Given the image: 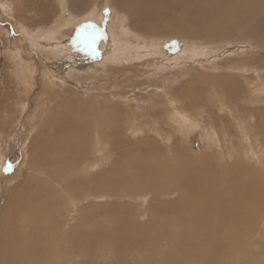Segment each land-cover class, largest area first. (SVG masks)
Segmentation results:
<instances>
[{"label": "rangeland", "instance_id": "obj_1", "mask_svg": "<svg viewBox=\"0 0 264 264\" xmlns=\"http://www.w3.org/2000/svg\"><path fill=\"white\" fill-rule=\"evenodd\" d=\"M113 2L114 0H87L77 8H71L69 4L66 6V18L71 13L78 20L85 17L90 18L87 21L88 29L84 33V39L81 41L89 42L91 48L94 43L102 42L104 38L106 39V33L102 29L104 19L105 23L110 21L112 25L117 18L120 20V24L121 19H124L126 23L129 22L126 10L116 6ZM29 4L23 6L24 10L22 7L23 13H35L32 9V2L30 1ZM196 5L197 3L194 0L181 2L182 9H188ZM94 7H97L99 12L96 15L97 10H95L94 15L91 16V10ZM10 11L11 9L5 17L0 13V37H4L3 44L2 40H0V100H2L0 101V232H3V228L8 230L6 236L0 235V248L4 250L12 248L13 254L6 262H1L2 264H264V98L261 97L262 100L260 96L251 98L247 90L253 80L264 75L263 26L254 29V25L249 24V27H246L248 31L245 33L243 24V30L229 32L227 36L221 34L220 37H217L215 35H204V27H202L204 22H195L199 24L195 26L193 23L196 32L188 36H181L182 39L189 37L186 41L184 40L183 42L181 37L175 35L179 38L175 36L163 38L156 45H149L151 47L166 48L169 46L188 47L191 44L194 50H203V56L199 57V55H196L188 59L187 56H192V54L187 52V49L180 48L183 53L174 58L175 62H170L172 67L166 65L169 62L163 63L164 70L157 68L156 71L155 67L151 74L148 72L147 66H157L161 61H155L156 63L154 64L153 58L147 61L143 57L137 56V59L129 61L122 57L112 63L105 62L106 64L103 66L105 68L108 65L107 68L109 70H104L102 65L97 64H90V67L94 66L93 68L95 69L88 70L86 68H78L83 61H74L69 58V61L65 62L69 67L64 71L69 77L68 81H64L67 106L61 104L59 107L60 110L63 109L62 113H65V111L69 112H66L65 118L60 119L62 117H59V120H56V117L52 118L48 114L51 110L50 106L53 104V101L48 102L49 96H51L48 88L49 86L51 89L57 88L59 84L57 83V86H55L56 78L54 77L53 79L43 80L44 84H41V86L43 85L42 87L45 89L47 87V89L38 90V100L36 99L38 102L36 109L39 105L43 107L47 105V113L41 111L38 114L39 112L33 108L35 112L31 110L29 113L25 110L21 114L19 113V104L17 103L15 106L11 104L12 100H9L12 97H16L14 88L18 86L21 88V92H17L16 102L19 100L24 102L25 97L29 98L35 89L38 88L33 82L36 81V75L39 72L37 64L36 66L33 65L35 60H24L26 68H22L24 70L30 69L31 77H35L34 80L31 79L32 84L28 85L27 82H23L24 79L22 77L24 76L20 77L22 69H20V74L18 70H15L16 67L14 66L17 65L18 68L22 66L18 59L20 56L24 57L23 52L26 47L23 46L26 45L29 38L25 33L28 31L26 30L27 28L18 27L15 13ZM259 11L264 10L259 8ZM38 12L41 13L40 11ZM43 14L41 13L40 16L42 17ZM164 14L165 21L177 18L174 13L169 14L167 10H164ZM40 16L35 17V19L39 20ZM252 20L254 19L252 18L249 21ZM178 22L183 23L184 21L178 20ZM90 23H92V26H89ZM82 32L80 30L78 34L77 32L75 33L79 37ZM132 32L140 35V38H145L147 37L146 35L161 36L169 33L165 30L147 32L137 27L133 28ZM142 42L145 44V41ZM102 46L103 48L105 47L103 44H98L95 47ZM148 47H145V49ZM30 48H32L31 45ZM175 52V50L169 51L167 56L162 52L160 56L167 58ZM40 53H42L40 50H34L31 54L41 57ZM126 61L131 63L127 65ZM213 71H218L217 75L219 77L217 76V78L221 84L225 85L228 94L229 91H232L229 86L231 84L235 85V91L232 92L234 96L224 99L221 106H217L220 103L205 102V98L210 101L209 98L211 97L205 95L206 90L204 87L202 89L199 86L200 80L204 77L200 75L194 76V73L208 72L210 77V73ZM8 75L10 76L8 77ZM114 79L116 82H114ZM2 81L4 84H2ZM20 82L23 84V89ZM19 83L20 85H18ZM146 84L151 86L145 87ZM121 85L130 89L129 95L131 97L144 95V91H148L150 87L152 91V85L157 86L154 90L159 91V93L152 94L151 98L158 97L163 88H165L163 89L165 92L168 91L166 92L168 96L179 95L178 97H182V88L191 90V92L195 93V97H200L204 100L202 105L205 109L208 108L209 115H211V117L209 115L201 117L200 120L203 122L205 120L204 123L208 122L205 124L206 127L212 124V127L214 126L213 129L219 130L218 132L221 133L222 137L221 135L220 138L218 137L219 141L212 139L206 142L202 139V127L193 128L187 135H184L185 130L179 128L173 130L170 125L167 128L166 124L168 122L166 117L162 116L164 115L162 111L149 109V106L146 108V105L145 108L148 113L150 112L151 115L159 119V125L166 131L169 138L167 142L170 145H166V141L163 142L161 138L158 139L157 135H154L156 134L153 131L155 126L147 125L149 122L147 119L148 114H143L144 116L140 117V121L145 123L142 127L144 128L142 132L136 137L129 136L126 128L122 125L124 123L122 118L125 115H121L122 118H120L116 110H110L109 104L111 102L104 98L109 97L112 87ZM5 86L7 91H11L10 97ZM108 86L111 87L108 88ZM256 86L257 84L254 85L253 90H255ZM116 90L118 89L113 91ZM99 93L100 95H98ZM101 96L104 97L102 98ZM185 96L189 95L185 94ZM55 99L58 100L60 97ZM230 99L236 100L237 105L231 106ZM257 99L260 102L255 101ZM106 100L108 101L106 108L109 110L104 108L102 114L107 116L105 115L106 117L102 119V116L97 114L96 120L99 118L98 122L102 121L101 135L103 134V139L105 138V147L109 146V148L100 150L103 152H101L102 155L99 151L100 154L97 155L99 161L95 169L91 170L89 174L85 171H83L85 173H82L80 169H77L79 165L74 166L72 169L70 164L71 169L75 172H73V177H69L68 172L70 173V171L67 169L69 167L65 169L62 164L57 165L52 162L51 164L43 165L39 171L41 175L52 176L50 180L29 176L30 169L27 168L29 166L27 164L30 156L35 159H47L49 152L48 150L46 151V145L50 139L58 138L59 136L62 139L68 137L75 143L78 140H82L84 145H86L90 136H94L92 135L94 134L93 130H89L92 128L91 121L87 122V119L90 120L93 116L91 117L92 113H88L85 109L83 112L82 108L87 106V103L93 106L97 104L104 106ZM183 101L187 103V108H195L196 102L193 98H184ZM135 103L136 105L140 104V100H136ZM68 104H70L69 108ZM75 104L80 105V111L76 110ZM240 104L241 106H239ZM247 107L250 109H247ZM6 108L13 110L14 119L10 120V123L5 121L8 117L4 112ZM122 108L124 109V106L117 108V110L120 112L123 110ZM97 109L99 108L97 107ZM241 109L243 111H240ZM138 110L141 112L142 108H138ZM136 111V115H140ZM238 111L242 113L240 114ZM98 112L96 110V113ZM50 113L56 116L55 112ZM78 113L83 116H79ZM87 113L89 115L88 118ZM79 117H83L84 124L82 126ZM248 119L250 120L247 121ZM61 120L67 123L65 127L66 135L65 133L58 135L56 132L58 126L55 123L57 121L58 124ZM253 122L256 126L255 124L252 125ZM75 129L77 130L75 131ZM179 130H182V132H179ZM227 132L228 134H226ZM246 135H248L251 142L245 140ZM260 137L261 139H259ZM107 141H109L110 145ZM76 145L78 146V144H73V148ZM4 148L8 152L10 151L8 156H6ZM80 149L83 151V147H81L71 153L74 154L78 151L81 153ZM87 149V147H84V150ZM251 151H253L252 154L255 156L251 154ZM71 153L68 154L74 156ZM11 154L12 156H10ZM80 161L82 162L78 158H71L68 163H79ZM34 168L39 169L36 166ZM163 168H167V171H169L168 175L164 174ZM161 170L163 171L161 172ZM156 172L159 176L154 175ZM52 173H56L57 176L52 175ZM89 175L92 177L88 178ZM81 177L84 178V181L78 183V179ZM153 178L157 179L152 182L150 179ZM101 180H103L102 183ZM107 186L111 187L108 188ZM94 187H98V190ZM30 190L34 192L31 193ZM84 193L86 194L83 198L82 194ZM91 193L99 194V197L94 200L90 195ZM28 194L32 195V198ZM70 194L74 199L81 198L79 203H75L78 204L75 206L76 209L75 207L70 209L69 206H66V204L71 203L67 202ZM35 195L37 196L34 197ZM140 195H145L146 197L144 196V198L146 199L143 198L142 201L139 199L141 201L139 203L138 196ZM236 195L238 198L235 199ZM41 198L47 199L41 200ZM237 199L238 202L236 204L238 205L239 203V205L231 206L233 205L232 201ZM215 203H218L221 207L223 206V209H219L220 212L222 210L219 213L220 220L215 219L216 215L212 211ZM183 204L191 209L197 207L199 218L203 219L202 222L205 225L201 228L205 229L202 231L204 237L195 238L196 230L193 231V229L189 228V225H192V220L195 221L194 216L196 214H192L190 217L188 213L191 212V209H188V207L184 208ZM142 211L146 213L143 217H141ZM15 212L17 214L13 215ZM207 212H209L208 219L206 216ZM42 214L46 215L45 217H49L52 221L50 219L38 220ZM69 216L74 222L71 221L70 223L69 221L67 224ZM32 217L34 218L32 219ZM213 219L215 222H213ZM25 222L28 225H25ZM40 225L46 226L42 235L35 233ZM73 227L74 231H72ZM30 233L32 236L35 233L36 237L31 238ZM26 234L28 237H25ZM76 235L79 237L78 240H76ZM71 256L74 257L72 258Z\"/></svg>", "mask_w": 264, "mask_h": 264}, {"label": "bare ground", "instance_id": "obj_2", "mask_svg": "<svg viewBox=\"0 0 264 264\" xmlns=\"http://www.w3.org/2000/svg\"><path fill=\"white\" fill-rule=\"evenodd\" d=\"M30 1L32 2V9H33V11H35V13H33V14H32V12H29L28 13V12H26V10H25L26 13H23L24 11L22 12V7L24 5L29 4ZM85 1H87V0H0V13H1V15L3 14V17H5L6 14L8 13V11L11 9V11H13V13H15V17H16L15 20L18 21L16 23L17 26L18 27H21V28H27L26 30H28L27 32H25L28 35V38L29 39L27 40L26 45L23 46V47H26V49L23 52L24 57L23 56H20L19 59H18L19 60V63H22V66L21 67L19 66V68L17 67V65L14 66V67H16L15 70H18V73L20 74V69H22V73L20 74V77L21 76H24V77H22L24 79L23 82H27L28 85H29V84H32L31 79L34 80L35 77H31V71H30V69L24 70V68H26L25 67V64H24V60L25 61L35 60V62L33 63V65L36 66V64H37V68L39 69L38 70L39 72H37L38 75H36V81L33 82V84H36L38 86V88L35 89V91L32 93V95L29 98L28 97H25L24 102H22L20 100L18 102H16V100H17L16 97L18 96L17 92L18 91L21 92L20 91L21 88L19 86L16 87V88H14L15 91H16L15 92L16 93L15 94L16 97L14 98V97L11 96L12 98H10L9 100H12L11 101V104H14L15 106H16L17 103L19 104V106H20V112L19 113L22 114L25 110L30 113V111L33 110V108H35V110L39 112L38 114H40L41 111H43L44 113L45 112L47 113V111H48V109H47L48 106L47 105L45 107L39 105L37 107V109H36V105L38 104V102H37V100H38V90L45 89L44 87H42L43 85L41 86V84H44V82H43L44 79H46V80L47 79H53V77H54V78H56V80H55L56 81L55 82L56 85L55 86H57V83H59V84H58L57 88L54 87V89H51L50 86H49L48 91H50L51 96H49L50 95V93H49L48 96H49L50 99L48 100V102L49 101H53V104L50 106L51 107L50 112H53V113L55 112L56 116H53L50 112L48 114L52 118L53 117H56L55 118L56 120L59 117H62L60 119L65 118V115L67 114L66 112H69V111H65V113H62V110L63 109L60 110L59 107H60L61 104L67 106V103H66V98H67L66 96H67V94H66V87L64 85V81L65 82L68 81L67 79L69 77L67 76V74L64 71H65V69H67V67H69V66H67L65 64V62L67 63L69 61V58H71L74 61H83V63H80V65L78 66V68L79 69L86 68L88 70L89 69H95V68H93L94 66H91L92 67L91 68L90 67V64H92V65L93 64L102 65V67H103L102 69H104V70L105 69H108L109 70V68H107L108 65H107V67L104 68L103 65L106 64L105 62L112 63L115 60H120L122 57L126 58L129 61L130 60L137 59L136 58L137 56H139L141 58L143 57V59H146L147 61H148V59L149 60H152V58H153L152 61H154L153 62L154 64L157 61H161L157 66H155V65H153V66L152 65L151 66H147V69L149 70L148 72L151 74V73H153L155 67H156V71H157V68L163 69V66H164L163 63L169 62L166 65L172 67V63H170V62H175L174 61V58L177 57V56H179L181 53H183V50H180V48H185V49H187V52H189V53L192 54V56H187L188 59H190L191 57L196 56V55H199V57H202L203 56V50L196 51V50H194V48L192 47L191 44H189L190 46L188 45V47H186V46L184 47L183 44H182L183 47H179V46H176V47L169 46V47H166L165 48V47H159L158 45H157L158 47H151L150 46L152 44L156 45L157 42L160 39H163V38H170V37H174L175 35H177L179 37L185 36V35L188 36L190 34L195 33L196 31H195V29L193 27V23H194L195 26H198L199 25L198 23H195V22H204V24L202 25V27H204V35H207V34L208 35H211V36H214L215 35L217 37H220L221 34H225L227 36L229 34V32H238L240 30H243L242 29L243 28V24H244V32L245 33L248 31V29L246 27L249 24H253L254 25V29H257L256 27H259V26H263L264 27V11H259L258 12V9L259 8H261V9L264 10V0H194L197 3V5L194 6V7H190L188 9H185V8L182 9V7H181V2L184 1V0H114L113 3H115L116 6L122 7V8H124L126 10V14H127L128 19H129V22L126 23V22H124V19H121V24H120L119 23L120 20H118V18H117L115 20L116 22L112 25V23L110 21H108V22L105 23V19H104V23H103L102 29L106 33V39L104 38L102 42L94 43V46L91 48L89 42L87 43V41H83V42L81 41L82 39H84V35H85L84 33L88 29V27H87V21H89L90 18L85 17V18H82L81 20H78V19L75 18V16H73V13L69 14L67 16V18H66V15H65V9H66L67 4L71 5V8H77V7L81 6ZM187 1H190V0H187ZM29 7H30V4H29ZM119 9H121V8H119ZM23 10H24V7H23ZM95 10H97L96 15L98 14V12H99L98 8L97 7H94L91 10V16L94 15V11ZM164 10H167V12H169V14L174 13V15L177 18L175 20L165 21L166 18H165ZM38 11H40L41 13H44L42 17L40 16L41 13H39ZM20 12H22L21 14L23 16L20 14ZM123 14H124V12H123ZM38 16H40L41 18L39 20H36L35 17H38ZM103 16H105V15H103ZM252 18L254 20L249 21ZM178 20H182L184 22L183 23H180V22H178ZM89 26H92V23H90ZM136 27L137 28H140L142 30H146L147 32L165 30L166 32H169V33L164 34V35H161V36H159V35H146L147 37L140 38V35H136L135 33L132 32L133 28H136ZM78 30L79 31L80 30L83 31L82 34H79L80 35L79 37L77 36V34L79 33ZM31 31H33V33H31ZM75 32H77V34ZM179 37H176V38H179ZM3 38L4 37H0V40H2V44L4 42L3 41L4 40ZM190 38H192V37H190ZM186 39H189V37L188 38H184V39H182V37H181V40H183V42H184V40L186 41ZM142 41H145V44ZM187 42H190V41H187ZM187 42H185V43H187ZM191 43H193V42H191ZM18 44H20V43H18ZM98 44L99 45L103 44V45H105V47L104 48H103V46L102 47H95L96 45L98 46ZM30 45L32 46V48H30ZM148 45H149V47H148ZM145 47H148V48L145 49ZM11 50H12V48H11ZM34 50H36V51H39L40 50L42 52V53H40L41 54V57L34 56L33 54H31ZM173 50H175L176 52L173 53L172 56L169 55V57H167V58H164V57H161L160 56L162 54V52H163V54H166L165 56H167L168 55L167 52L173 51ZM152 55H155V56H152ZM129 61H126L127 65L131 63ZM30 63H32V62H30ZM160 65H162V66H160ZM22 67H24V68H22ZM110 70H111V64H110ZM131 71H132V69H131ZM25 72H26V74H24ZM217 72L213 71L212 73H210V75H211L210 77L208 75V72H204V73L201 72V74L194 73V76L195 75H200L201 77H204V78H202L200 80V85L199 86H201L202 89L204 87L205 90H206L205 95L211 97V98H209L210 101H207L206 98H205L204 99L205 102H207V103H220L217 106H221V105H223L222 103H223L224 99L232 98L234 96L232 94V92L235 91V85L234 84H231V86H229L228 84H226L232 90V91H229V94H228V92H227V90L225 88V85L223 83L221 84L219 82V80L217 78V76H218L217 75ZM19 74H18V77H19ZM9 76L10 75H8V77ZM90 76H91V74H90ZM81 77H82V75H81ZM114 82H116V80ZM20 83L18 85H20ZM2 84H4L3 81H2ZM115 84H117V83H115ZM255 84H257V86H256L255 90H253ZM8 85H9V83H8ZM21 86H22V89H23V84L22 83H21ZM147 86L149 87L151 85L150 84H146L145 87H147ZM109 87H111V86H108V88ZM155 87H157V86L156 85H152V91H151V89H150L151 87H150L148 89V91H146V92L144 91V95H140V96H137V97L136 96L131 97V95H129L130 89L125 88L124 85H121V86H117V87H112L111 92L109 94V97H104L103 96L105 99H107L108 101L111 102V104H109V107L111 108L110 110H116V112L118 113V115L120 116V118H122L121 115L122 116L125 115L122 118L124 120V123H122V125L126 128L129 136L136 137L139 133L142 132V130L144 129L142 127H143V125H145V123L143 121H140V117L143 114H148V118L147 119H148L149 122H148L147 125H151L153 127L155 126V129H153V131L156 134H154V135H157L158 139L161 138V140L163 142L166 141V143H167L166 145L169 144L167 142L168 141L167 139H169L168 138V135H167L166 131L163 130L162 127L159 125V119L158 118H155L154 115H151L150 112L148 113V111H147L146 108L149 106L148 107L149 109H152V110L155 109V110L162 111V114H164L162 116H165L166 117V121L168 122V124H166L168 126L167 128H169L170 126H172L173 130L176 129V128L185 130L184 131V135H187V133H189L190 130H192L193 128H195V127H202V130H203V135H202L203 138L202 139L204 141L208 142V141H210L212 139H215V141H219L220 140L219 138H220L221 133L218 132L219 130L213 129L214 126L212 127V124H211V126L209 125L210 127L209 126L206 127L205 124L208 123V122L204 123L205 120H204V122L200 120L201 117H204V116H208L209 115L208 108L205 109L203 107V105H202V102H204V100H202V98L195 97L194 96L195 93H193V92H191V90L185 89V88H182V97H178L179 95L178 96L177 95H169L168 96V94L166 93L168 91L165 92L163 90L165 88H163V89H161V92H160V94H159L158 97L151 98L152 97L151 96L152 94L159 93V91L157 92L156 90H154ZM84 88H85V86H84ZM46 89H47V87H46ZM114 89H118V90L113 91ZM247 90L249 92L248 95H250L251 98L252 97L253 98H255V97L257 98L259 96H260V99H261V97L264 98V75H262V77H260V78H257L255 80H253V82H251V84L249 85V88ZM6 91H7V87H6ZM7 92L9 93L8 96L11 95L10 94L11 91L10 92L7 91ZM80 93H81V91H80ZM105 94L107 95V93H105ZM185 94L186 95H189V96L186 97ZM98 95H100V93ZM63 96H65V97H63ZM245 96H246V94H245ZM56 97H58V98L60 97V99L56 100L55 99ZM183 97L184 98H188V99L189 98H193L194 101L196 102V105L194 106L195 108H193V107L192 108L191 107L190 108H187V103H185L183 101L184 100ZM108 98H110V99H108ZM4 99L6 100V98H4ZM19 99H20V97H19ZM116 99H119V100H116ZM120 99H122V100H120ZM107 100L105 101L104 106H102L100 104H97V105H94L93 106L90 103H87V106H85V107L82 108L83 112H84V109H85V111H87L88 113L89 112L92 113L91 114V117L93 116V118H90V120L87 119L88 120L87 122L91 121V127L92 128L90 127L91 129H89V130H93L92 132L94 134H92V135H94V136L93 137L90 136V139L87 140V142H86L87 144L86 145H84V142L82 140H78L75 143V141H73L72 139H70L68 137H64V139H62L59 136L58 138L57 137H54V138L50 139V141L46 145V147H47L46 151L48 150V152H49V155H48V158L47 159L46 158L35 159L34 157L30 156V160H28V164H27V165H29V166H27V168L30 169L29 176L34 177V178H42V179L50 180L52 178V176H50V175H41L39 171L41 170V167L43 165H46L48 163L51 164L52 162L55 163V164H57V165L62 164V167H64L65 169L67 167H69V168H67L70 171V173H69L68 170H67V172L69 174V177H73V172H75V171H73L72 169H73L74 166H77V165H79V167L77 169L78 170L80 169V171H82V173L88 172V174H89V172L91 170L95 169L96 166H97V164H98V161H99V159L97 158V155H99L102 152L100 150H104L106 148L107 149L109 148V146L105 147V143H104V139L105 138L103 139V136H102L103 134L101 135V132H102L101 131L102 130V128H101V126H102L101 125V122L102 121L99 123L98 122L99 118L96 120V117H98L97 114H99L100 116H102V119L107 116L106 114H105L106 116L102 114V110L104 108H106V106H107V102H108ZM136 100H138V101L140 100V104L138 103L136 105V103H135ZM190 100H192V99H190ZM0 101H2V100H0ZM102 101H103V99H102ZM230 101H231V106L237 105V101L236 100H231L230 99ZM245 101H247V100H245ZM255 101H257V102L259 101L260 102L259 99L255 100ZM242 102H243V100H242ZM3 104H4V102H3ZM134 104H135V106H134ZM69 105L70 104H68V108L70 107ZM145 105H146V108H145ZM75 106H76L75 107L76 110L77 111H80L79 110V109H81L80 108V105L79 104H75ZM123 106H124V109L122 108L123 110H121L119 112L117 110V108H121ZM136 106L138 108H142V111L140 112ZM239 106H241V104ZM245 106H248V105H245ZM97 107L99 109H97ZM242 107H240V108H242ZM75 108H73V109H75ZM240 108H238V109H240ZM251 108H253V107H251ZM238 109H236V110H238ZM245 109H246V107H245ZM247 109H250V108L247 107ZM35 110H33V111L35 112ZM58 110H60V111L57 112ZM72 110H71V112H72ZM96 110H98L99 112L96 113ZM107 110H109V109H107ZM135 110H137L136 112H139L140 115H138V114L136 115ZM240 111H243V109H241ZM4 112L6 113V116H8L5 119L6 122H9L10 120H13L14 119L13 110L11 108H6L4 110ZM88 113H87V118L89 117ZM132 113H134V115H132ZM16 114H17V112H16ZM218 114H215V115H218ZM73 115H75V114H73ZM78 115L81 116L82 114H79L78 113ZM209 117H211V115H209ZM223 117H222V119H223ZM82 118L83 117L80 118L81 120L79 119L80 122H81V126L84 124V121L82 120ZM215 118H217V117H215ZM84 119H85V117H84ZM122 119H120V120L122 121ZM218 119H219V117H218ZM64 120H61L58 124H57V121L55 123L58 126L57 129H56V132H57L58 135L59 134L60 135L61 134L63 135V133H65V127H66V124L67 123L65 122L66 120L65 121ZM249 120L250 119H248L247 121H249ZM71 121H73V120H71ZM208 121H209V119H208ZM145 122H147V121H145ZM254 122L252 123V125L255 124ZM209 123H210V121H209ZM87 126H89V124H87ZM151 126H150V128H151ZM255 126H256V124H255ZM113 127H114V125H113ZM147 127H149V126H147ZM18 128H19V126H18ZM69 128H70V130H72L71 127H69ZM86 129H84V130H86ZM70 130L68 129V131H70ZM76 130L77 129H75V131ZM182 130H179V132H182ZM103 131H104V129H103ZM3 132H4V130H3ZM226 134H228V132ZM65 135H66V133H65ZM224 136H225V133H224ZM105 137H106V135H105ZM221 137H222V135H221ZM259 139H261V137ZM245 140L247 142H251L250 141V138L248 137V135L245 136ZM108 142L109 141H107V143ZM177 143H180V142H177ZM73 144H78V146L76 145L73 148ZM54 145L57 146V147H55ZM53 146H54V148H52ZM188 146H190V145H188ZM81 147H83V149H82L83 151H81V149H80L81 153L79 151L76 152V153H74V154L71 153V152H73V150L75 152V151L79 150V148H81ZM84 147H87L88 149L87 150H84ZM100 147H101V149H100ZM221 148H223V147H221ZM4 151H5L6 156H8L10 154V151L8 152V150H6V148H4ZM99 151H100V153H99ZM234 151H235V149H234ZM68 153H71V155H74V156H70ZM102 153H101V155H102ZM252 153H253V151H251V154ZM10 156H12V154ZM253 156H255V155H253ZM256 157H257V154H256ZM71 158H78L79 160H82V162L80 161L79 163H68V160H70ZM70 164L72 166V169H71ZM35 166L38 167L39 169L34 168ZM65 169H62V170H65ZM163 170H161V172L163 171L165 175H168L169 174V171H167V168H165V169L163 168ZM168 170H170V169H168ZM83 171H85V172H83ZM156 171H158V170H156ZM203 171H205V170H203ZM94 173H95V171H94ZM52 175H56L57 176L56 173H52ZM154 175L159 176V174L157 172L154 173ZM160 175H163V174H160ZM171 175H172V172H171ZM189 175H190V173H189ZM157 176H155V177H157ZM91 177L92 176L89 175L88 178H91ZM145 177H146V175H145ZM101 178H103V177H101ZM141 179L144 180L143 178H141ZM154 179H157V178H153V179H150V180H152V182H153ZM78 180H79L78 183H81L82 181H84V178L81 177ZM99 180H97V181H99ZM102 181L103 180H101V183H102ZM107 183H109V182H107ZM60 184H58V185H60ZM79 185L83 186L82 184H79ZM98 185H99V182H98ZM92 186H94V185H92ZM107 187L110 188L111 186L110 187L107 186ZM97 188H95V189H97ZM236 189H237V187H236ZM32 192H34V191H31V193ZM94 192H95V190H94ZM57 193H59V192H57ZM85 194L86 193L82 194V197L83 198H84ZM28 195H30V194H28ZM90 195H91V197L94 200H96L99 197L98 196L99 194H96L95 195V194L91 193ZM31 196L32 195H30V198H32ZM36 196L37 195H35L34 197H36ZM144 196L143 195L138 196L139 197L138 198V201H139V199H141V201H142V199L144 198ZM236 198H238L237 195H236L235 199ZM45 199H47V198H44V199L41 198V200H45ZM144 199H146V198H144ZM29 201H31V200H29ZM36 201H37V199H36ZM80 201H81V198L80 199H78V198L74 199V198H72V195L70 194L68 196L67 202H71V203H69L68 205L66 204V206L67 207L69 206L70 209H73V207H75V206L78 205V204H75V203H79ZM141 201H139V203ZM217 201H218V199H217ZM217 201H215V202H217ZM24 202H22V203H24ZM237 202H238V199L237 200H233L232 201V204L233 205H231V206L237 205L236 204ZM46 203H48V202H46ZM28 204H29V202H28ZM31 205H32V203H31ZM214 205H215L214 206V210H212V211L216 215L215 216V219L216 220L217 219L220 220L221 217H220V214L219 213H221L222 210L220 212L219 209H223V206L221 207L220 205H218V203H215ZM238 205H239V203H238ZM140 206H141V204H140ZM200 206H201V204H200ZM237 206H236V208L238 209ZM137 207H139V206H137ZM187 207H188V209H191V208H189V206H187ZM187 207L185 206L184 208H187ZM28 209H30V208L28 207ZM36 209H39V208H36ZM75 209H76V207H75ZM239 209H240V207H239ZM190 211L191 212L188 213V214H190V217H191L192 214H196V216H194L195 217V221L192 220V225H189V228L193 229V231L196 230L194 236H196L195 238H198L199 237L198 239H200V237H204V234L202 233V231L205 230V229H201L203 226H205L203 224V222H202L203 219L199 218V211H198L197 207L191 209ZM47 213H49V212H47ZM227 213H228V211H227ZM14 214L16 215L17 213L15 212V213H13V215ZM39 214H41V213L39 212ZM141 214H140L141 217H143V216H145L146 213H143V211H142ZM45 216L42 214L41 217L38 218V220H45V219L48 220V219H50L49 217H45ZM206 216H207V219H208L209 218L208 217L209 216V212L206 213ZM34 217H32V219ZM70 217L71 216L68 217L67 224H68L69 221H70V223H71V221H73ZM213 222H215L214 219H213ZM26 224L28 225V223L25 222V225ZM45 227H43L41 225L38 226V229H37L38 231H35V233L38 234V235L39 234L42 235V233L45 232ZM70 227H71V224H70ZM67 229H68V227H67ZM61 230H63V229H61ZM66 231H68V230H66ZM72 231H74V227H73V230ZM7 233H8V230L5 229V228H3V232L0 235L6 236ZM35 233H34V236H32L31 233H30L31 238H35L36 237L35 236ZM8 236H10V234H8ZM25 237H28V235L26 234ZM75 237H76V240L79 239V237L77 235ZM86 238H88V237H86ZM87 240H89V239H87ZM65 241H66V239H65ZM237 243H239V242H237ZM66 244H68V243H66ZM77 245H76V247H77ZM70 249H72V248H70ZM2 251H4V252L2 253ZM48 251H49V249H48ZM5 252L8 253L9 255L6 254ZM12 252H13L12 251V248H10V250H8V249L4 250V249L0 248V264L6 262V260H8V258H11V255L13 254ZM71 252H73V251H71ZM74 253H75V251H74Z\"/></svg>", "mask_w": 264, "mask_h": 264}]
</instances>
